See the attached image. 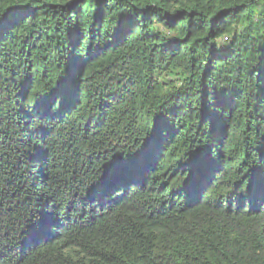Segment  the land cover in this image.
<instances>
[{
	"label": "trees",
	"instance_id": "1",
	"mask_svg": "<svg viewBox=\"0 0 264 264\" xmlns=\"http://www.w3.org/2000/svg\"><path fill=\"white\" fill-rule=\"evenodd\" d=\"M0 264H264V0H0Z\"/></svg>",
	"mask_w": 264,
	"mask_h": 264
}]
</instances>
